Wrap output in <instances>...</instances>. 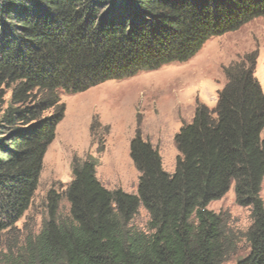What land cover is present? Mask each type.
<instances>
[{
  "label": "trees",
  "instance_id": "1",
  "mask_svg": "<svg viewBox=\"0 0 264 264\" xmlns=\"http://www.w3.org/2000/svg\"><path fill=\"white\" fill-rule=\"evenodd\" d=\"M257 18L264 0H0V264H223L237 238L208 205L231 187L251 218L249 252L235 264H264V89L256 52L223 68L213 108L196 102L174 135L172 173L143 138L139 116L129 143L136 193L106 189L95 158L73 157L70 182L46 193L39 231L16 227L64 119L61 93L185 63L211 38ZM140 207L149 217L145 231L132 224Z\"/></svg>",
  "mask_w": 264,
  "mask_h": 264
},
{
  "label": "rangeland",
  "instance_id": "2",
  "mask_svg": "<svg viewBox=\"0 0 264 264\" xmlns=\"http://www.w3.org/2000/svg\"><path fill=\"white\" fill-rule=\"evenodd\" d=\"M252 52L257 54L255 77L264 89V18H257L237 31L211 38L185 63L107 81L76 95L61 93L64 119L47 148L31 205L16 227L26 224L34 233L39 231L46 217V193L51 188L64 190L71 180L73 157L95 158L96 177L106 189L136 193L139 173L129 158V143L139 116L143 138L158 150L163 169L172 173L178 155L174 135L183 123L191 121L196 102L214 107L217 92L226 82L223 68ZM260 197L264 202V178ZM208 209L221 213L228 221V231L237 238L236 250L223 262L235 264L249 252L244 233L251 224L250 209L235 203L233 187ZM68 212L69 204L63 197L58 214L64 218ZM148 220L140 207L132 224L145 231Z\"/></svg>",
  "mask_w": 264,
  "mask_h": 264
},
{
  "label": "crops",
  "instance_id": "3",
  "mask_svg": "<svg viewBox=\"0 0 264 264\" xmlns=\"http://www.w3.org/2000/svg\"><path fill=\"white\" fill-rule=\"evenodd\" d=\"M169 173V172H168Z\"/></svg>",
  "mask_w": 264,
  "mask_h": 264
}]
</instances>
